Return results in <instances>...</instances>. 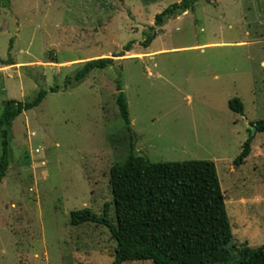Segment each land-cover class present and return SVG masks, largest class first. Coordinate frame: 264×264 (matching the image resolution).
I'll return each mask as SVG.
<instances>
[{
	"label": "rangeland",
	"instance_id": "rangeland-1",
	"mask_svg": "<svg viewBox=\"0 0 264 264\" xmlns=\"http://www.w3.org/2000/svg\"><path fill=\"white\" fill-rule=\"evenodd\" d=\"M181 1L0 6V59L14 62H0V115L6 101L49 90L13 124L11 164L0 183V264H113L110 229L75 226L71 214L89 207L102 215L109 204L115 217L110 173L128 154L130 136L153 162L215 161L234 235L227 264L244 246L264 244V132L252 127L264 119V0H198L145 45L157 14ZM101 57L115 62L68 84L83 62ZM235 98L244 114L231 109ZM252 136L250 156L236 167ZM2 153L0 131V160Z\"/></svg>",
	"mask_w": 264,
	"mask_h": 264
},
{
	"label": "trees",
	"instance_id": "trees-1",
	"mask_svg": "<svg viewBox=\"0 0 264 264\" xmlns=\"http://www.w3.org/2000/svg\"><path fill=\"white\" fill-rule=\"evenodd\" d=\"M198 0H182L157 14L155 26L145 41L149 45L158 35L156 27L181 11L193 9ZM10 0H0V6ZM13 42V41H12ZM132 48L129 43L125 50ZM123 51L114 54L123 57ZM113 57L94 58L83 62L68 84L80 83L96 69L114 64ZM6 65L12 61L0 59ZM59 86L51 91L56 92ZM118 105L128 129L131 119L122 86L119 87ZM49 90L41 89L33 99L5 102L0 115L3 134V153L0 160V183L11 164V137L14 121L25 111L38 107ZM234 112L244 114L240 98L230 101ZM257 132H264V119L256 122ZM254 136L248 138L234 165L241 166L252 152ZM128 154L111 169L115 217L109 204L99 215L87 207L75 210L71 222L78 226L86 223L104 225L110 229L117 246L113 264L130 261H152L153 264H227L230 262L228 245L233 229L227 210L226 195L221 185L217 165L213 160H184L153 162L136 151L130 136ZM31 264V263H22ZM234 264H264V244L258 248L244 246Z\"/></svg>",
	"mask_w": 264,
	"mask_h": 264
},
{
	"label": "water",
	"instance_id": "water-1",
	"mask_svg": "<svg viewBox=\"0 0 264 264\" xmlns=\"http://www.w3.org/2000/svg\"><path fill=\"white\" fill-rule=\"evenodd\" d=\"M254 128V130H257V127L256 126H252Z\"/></svg>",
	"mask_w": 264,
	"mask_h": 264
}]
</instances>
